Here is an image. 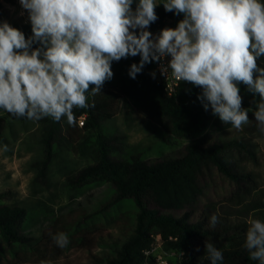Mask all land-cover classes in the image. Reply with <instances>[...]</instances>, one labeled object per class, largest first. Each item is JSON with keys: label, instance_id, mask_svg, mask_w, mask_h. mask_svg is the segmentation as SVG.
<instances>
[{"label": "trees", "instance_id": "16d2710c", "mask_svg": "<svg viewBox=\"0 0 264 264\" xmlns=\"http://www.w3.org/2000/svg\"><path fill=\"white\" fill-rule=\"evenodd\" d=\"M5 1L14 3V0ZM137 2L134 0L133 8ZM165 2H158L161 3L155 9L158 19L151 23V30L183 19V14L166 12L162 4ZM9 24L26 39L33 34L31 24ZM139 61V55L113 61V78L104 83L101 93L95 96L86 93L92 106L74 108V123H68L66 117L58 122L46 117L39 120L36 133L41 158L34 166L39 178L45 177L58 152L65 148L92 158L94 164L69 173L64 186L77 190L90 182H106L113 189L110 200L100 209H70L55 217L48 230L39 236L30 226L34 215L31 209L19 204L0 205V264H54L72 246H87L90 264H142L145 252L151 250L157 236L162 242L160 250L173 256L169 264H210L206 259V242L222 251L220 264H258L244 248L251 220L264 221V185L256 173L242 164L243 160L257 163L255 144L245 132L211 136L209 127L217 116L210 107L205 111L197 99L202 89L184 82L174 95L168 96L151 75L153 62L146 64L135 79L128 75L130 66ZM257 64L264 68V57ZM238 87L241 107L250 108L254 118L261 98L249 93L243 83H238ZM123 98L159 126L166 141L180 139L186 143L157 158L143 159L138 152L121 153L119 138L107 136L101 124L116 116ZM7 117L29 120L0 109V144L7 142L4 135L9 124ZM80 118H83L82 126L78 123ZM258 128L254 118L246 131ZM114 154L119 157L115 158ZM216 181L229 186V192L212 193ZM126 199L132 200L137 208L132 229L109 243L103 256L93 254L91 247L101 244L94 236L99 228L85 224ZM213 214L219 219L214 228L209 226ZM58 233L69 237L67 247L60 248L54 242L53 236Z\"/></svg>", "mask_w": 264, "mask_h": 264}, {"label": "clouds", "instance_id": "9594fccd", "mask_svg": "<svg viewBox=\"0 0 264 264\" xmlns=\"http://www.w3.org/2000/svg\"><path fill=\"white\" fill-rule=\"evenodd\" d=\"M20 0L28 11L32 35L0 23V109L39 121L66 117L74 108L90 107L88 93H101L113 78L111 64L140 56L128 75L135 79L148 63H160L162 75L202 89L197 99L235 129L249 122L238 83L261 98L254 118L264 132V3L261 0H166V12L183 14L177 26L153 35L148 28L158 17L157 0ZM170 57L167 64L163 61ZM155 78V72L151 73ZM90 85L94 86L90 89ZM89 90H91L89 92ZM219 223L209 218V226ZM60 248L70 243L65 233L53 236ZM244 248L252 261L264 264V221L253 219ZM206 259L220 264L223 253L205 244ZM181 256L183 255L180 252ZM44 264V262H42Z\"/></svg>", "mask_w": 264, "mask_h": 264}, {"label": "rangeland", "instance_id": "374dc122", "mask_svg": "<svg viewBox=\"0 0 264 264\" xmlns=\"http://www.w3.org/2000/svg\"><path fill=\"white\" fill-rule=\"evenodd\" d=\"M159 1L157 0V3ZM8 6L9 8L3 7L0 10V23L7 21L22 24L23 18L17 8H13L11 3ZM253 120L249 112V122L242 125L241 129H235L217 116L209 127V133L215 137L245 132L255 144L257 163L243 160L242 164L256 173L258 181L264 185V132L260 131V127L259 130L246 131ZM7 121L9 124L4 132L7 142L0 144V193L5 194L0 197V205L19 204L31 209L34 215L30 226L35 235L39 236L41 232L48 230L55 217H60L70 209H100L110 200L113 189L106 182H90L77 190H69L64 186L69 173L94 164L92 158L76 155L65 148L58 152L45 177L39 178L38 170L34 166L41 158V150L36 141L39 121L8 117ZM101 129L107 136L119 138L117 144L122 148L121 153L138 152L143 159L170 154L186 143L180 139L166 141L163 130L133 109L124 98L121 99L116 116L103 122ZM114 157L118 158L119 155L114 154ZM214 185L212 193L221 194L230 190L229 186L224 187L219 181ZM136 211L132 200L126 199L89 220L85 227L96 225L99 231L94 236L97 242H101L100 245H93L91 252L103 256L109 243L120 239L123 233L132 229ZM155 253L167 264L173 257L172 254L162 252L160 248ZM90 263V251L87 246H72L67 247L54 264Z\"/></svg>", "mask_w": 264, "mask_h": 264}, {"label": "built area", "instance_id": "2783aa9c", "mask_svg": "<svg viewBox=\"0 0 264 264\" xmlns=\"http://www.w3.org/2000/svg\"><path fill=\"white\" fill-rule=\"evenodd\" d=\"M0 3L2 5V7L9 8V6H8L9 3L6 2L5 0H0ZM11 4H12L13 8H17L20 16L23 18L22 24H31L30 20L28 19V11L22 8V6L20 4V0H14V3H11ZM177 24H178V22L166 23L163 27L158 28V29L151 30L150 28H148V31H150L155 36V35H158L162 29H165V28H173L174 29L177 26ZM169 59H170V57H166L164 59L163 63L167 64ZM153 63H154V67H153L151 73L155 72V79L159 83H161V85L164 88V91L166 92V94L168 96L174 95L177 92L180 85L182 83H184V81H177L171 75V72H169L167 75H162L161 71H160V67H161L160 63H158V62H153ZM78 123L80 126H82L83 125V118H80ZM161 244H162L161 239L159 236H157L156 241H155L154 245L152 246L151 250L145 252L142 264H167L164 260H162L160 257H158L155 253V251L161 247Z\"/></svg>", "mask_w": 264, "mask_h": 264}]
</instances>
